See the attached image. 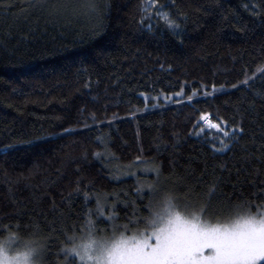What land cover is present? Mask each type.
<instances>
[{"label": "trees", "instance_id": "trees-1", "mask_svg": "<svg viewBox=\"0 0 264 264\" xmlns=\"http://www.w3.org/2000/svg\"><path fill=\"white\" fill-rule=\"evenodd\" d=\"M143 2L111 0L104 33L80 43L82 19L54 20L35 0H0V216L28 223L63 213L68 223H83L78 214L107 197L116 224L147 217L149 201L163 192L138 191L155 176L137 156L174 172L168 187L181 197L191 188L197 200L216 181L209 221L225 222L216 216L227 212L214 211L225 205L264 202V98L256 94L264 92V23L243 7L249 0H161L180 25L178 38L155 16L140 23ZM245 71L257 75L232 88ZM202 84L217 91L205 97ZM203 111L229 126L243 113L245 134L214 151L220 135L197 124ZM70 149L80 159L66 160ZM97 223L111 231L107 217ZM41 226L54 237L45 261L52 264L67 241ZM145 226L141 220L126 233Z\"/></svg>", "mask_w": 264, "mask_h": 264}, {"label": "snow or ice", "instance_id": "snow-or-ice-1", "mask_svg": "<svg viewBox=\"0 0 264 264\" xmlns=\"http://www.w3.org/2000/svg\"><path fill=\"white\" fill-rule=\"evenodd\" d=\"M35 3L54 20L69 17L82 19L80 43L86 42L85 37L91 41L104 33L106 29L104 17L111 8V0H35ZM165 7L161 0H149L141 7L140 23L144 24L145 19L150 20L155 16L159 21H163L164 26L173 35L181 38L177 19L165 11ZM243 7L251 17L264 23V0L258 2L249 0ZM180 15L187 19L186 13ZM240 30L246 31L247 28ZM258 70L264 75V65L259 66ZM256 75L257 73L253 72L249 76L245 71L244 79L232 84L231 87L248 86ZM208 87L202 84L204 89L202 95L205 97L217 91L216 84L211 85V93L207 90ZM256 94L264 98V92ZM186 99L192 101L193 97L189 95ZM254 108L253 100L248 103V109ZM237 111L239 112V108ZM211 115L214 114L208 111L201 112L197 124H203L208 129L214 128L219 133L220 147L217 148L213 143L211 147L214 151L230 148L245 134V128L242 126L243 113L240 114V119L230 126L229 121L223 117H218L217 122L210 119ZM225 126L229 127L226 129ZM71 131V128L62 129L64 133ZM204 131L205 127H200L194 134L200 135ZM92 155L100 157L102 154L94 152ZM83 156L86 157L87 153ZM65 158L69 162L80 159L72 154L71 149L65 154ZM135 160L145 163V170L155 176L154 181L142 183L138 191L147 188L154 194L163 192L159 199L149 201V216L137 217L133 214L131 218L126 217L128 223L116 224L117 214L106 211L108 208L114 209L116 205H109L107 197L103 201L99 197H94L95 208L78 214L85 217L83 223H68L63 213L51 221L45 218L41 222L36 217H30L28 223H23L20 219H14L13 214L7 213L0 216V264H45L47 256L53 255L49 252L48 246L54 237L44 233L42 223L50 233L60 232L67 241V243L61 241L62 247L54 254L57 259L52 264H264V202L257 204L255 201L241 200L235 204L225 205L214 210L227 212L223 217L216 216V219H223L225 222L210 223L204 217L206 214H214L209 212V208L216 193V181H213L206 192L198 194L199 199L192 200L194 193L191 188L181 197L174 188L168 187V181L175 175L174 172L165 175L161 164L143 161L140 156ZM177 180L179 183V178ZM84 199L90 200L89 193H84ZM181 200L184 203H181ZM253 207L256 209L255 212L252 211ZM58 210L59 206L53 199L52 211ZM94 216L96 219H93ZM105 217L112 222L110 232L108 228H101L97 223L98 219ZM141 220L145 222V228H137L131 236L125 234L129 225H139ZM57 224L59 226L54 228L53 225ZM120 228L125 231L118 232ZM60 255L64 257L62 261L59 259Z\"/></svg>", "mask_w": 264, "mask_h": 264}, {"label": "rangeland", "instance_id": "rangeland-1", "mask_svg": "<svg viewBox=\"0 0 264 264\" xmlns=\"http://www.w3.org/2000/svg\"><path fill=\"white\" fill-rule=\"evenodd\" d=\"M149 2V0H144V2H143V4H145V3H148ZM210 223H223V222H212V221H209ZM126 235H128V236H131V235H133L134 233H125Z\"/></svg>", "mask_w": 264, "mask_h": 264}]
</instances>
